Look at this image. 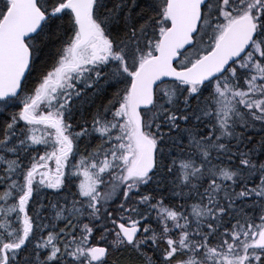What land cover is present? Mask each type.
Masks as SVG:
<instances>
[{"label": "snow or ice", "instance_id": "1", "mask_svg": "<svg viewBox=\"0 0 264 264\" xmlns=\"http://www.w3.org/2000/svg\"><path fill=\"white\" fill-rule=\"evenodd\" d=\"M0 264H264V0H0Z\"/></svg>", "mask_w": 264, "mask_h": 264}]
</instances>
